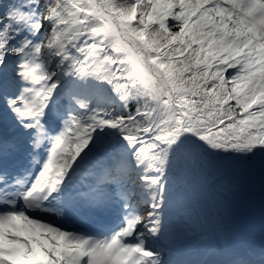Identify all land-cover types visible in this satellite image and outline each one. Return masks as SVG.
Listing matches in <instances>:
<instances>
[{
  "label": "snow or ice",
  "instance_id": "1",
  "mask_svg": "<svg viewBox=\"0 0 264 264\" xmlns=\"http://www.w3.org/2000/svg\"><path fill=\"white\" fill-rule=\"evenodd\" d=\"M229 171L264 200V0H0V264H264Z\"/></svg>",
  "mask_w": 264,
  "mask_h": 264
},
{
  "label": "rangeland",
  "instance_id": "2",
  "mask_svg": "<svg viewBox=\"0 0 264 264\" xmlns=\"http://www.w3.org/2000/svg\"><path fill=\"white\" fill-rule=\"evenodd\" d=\"M222 199L234 230V243L247 245V241L256 240L264 233V219L255 214L249 203L236 204L226 194ZM194 225L186 232H179L174 227L170 230L169 235L160 243L166 259L174 261L182 254L189 259L195 257L202 241Z\"/></svg>",
  "mask_w": 264,
  "mask_h": 264
},
{
  "label": "trees",
  "instance_id": "3",
  "mask_svg": "<svg viewBox=\"0 0 264 264\" xmlns=\"http://www.w3.org/2000/svg\"><path fill=\"white\" fill-rule=\"evenodd\" d=\"M222 179H227L234 185L230 191L225 193L234 203H249L255 214L264 219V200L260 196L258 176H248L229 171Z\"/></svg>",
  "mask_w": 264,
  "mask_h": 264
},
{
  "label": "bare ground",
  "instance_id": "4",
  "mask_svg": "<svg viewBox=\"0 0 264 264\" xmlns=\"http://www.w3.org/2000/svg\"><path fill=\"white\" fill-rule=\"evenodd\" d=\"M262 238H264V237H262ZM261 240L258 239V237H257L256 240L247 241L246 243H247V245L258 246L261 243Z\"/></svg>",
  "mask_w": 264,
  "mask_h": 264
}]
</instances>
